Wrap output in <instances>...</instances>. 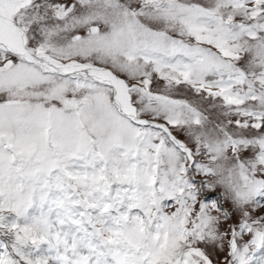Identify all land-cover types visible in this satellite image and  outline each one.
<instances>
[{
    "label": "snow or ice",
    "instance_id": "6c2138e0",
    "mask_svg": "<svg viewBox=\"0 0 264 264\" xmlns=\"http://www.w3.org/2000/svg\"><path fill=\"white\" fill-rule=\"evenodd\" d=\"M0 264H264V0H0Z\"/></svg>",
    "mask_w": 264,
    "mask_h": 264
}]
</instances>
